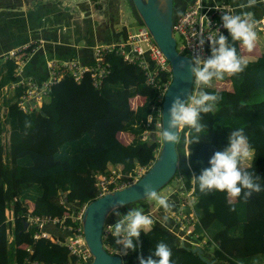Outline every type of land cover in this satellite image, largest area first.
I'll return each mask as SVG.
<instances>
[{"label":"trees","instance_id":"16d2710c","mask_svg":"<svg viewBox=\"0 0 264 264\" xmlns=\"http://www.w3.org/2000/svg\"><path fill=\"white\" fill-rule=\"evenodd\" d=\"M224 36L236 48L237 55L243 57L242 44L232 41L227 30ZM207 53L210 57V43ZM107 59L111 71L98 89L87 77L76 83L64 76L41 107L30 113H24L17 105L23 85L14 87L8 95L2 94L5 85L16 81L17 64L14 59L1 63L0 264H72L75 258L64 245L48 238L34 239L38 230L35 226L23 228L27 210L39 216L70 214L76 206L96 198L94 177L107 165H122L127 174L139 164L149 166L155 160L146 153L152 146H159L160 141L144 132L149 130L147 116L159 92L146 84L143 71L136 65L119 55ZM246 60L243 72L225 77L231 82V91L210 86L202 89L221 99L213 112L201 114L206 129L199 134L200 141L193 142L197 134L184 128L176 146L178 167L174 178L181 180L194 200L183 211L196 216L194 232L207 235L203 255L214 264L264 262V191L254 192L248 199L243 192L232 198L217 190L201 192L198 181L193 179L210 167L209 160L216 151L228 146L230 133L243 129L255 158L241 168L258 175L264 188V52ZM193 87L194 84L190 94ZM135 95L142 96L143 103L131 107L130 99ZM120 132L130 134L132 140L123 143L118 137ZM9 211L14 215L10 241ZM161 242L171 249L172 264H207L158 223L147 234L141 231L139 240H134L136 250H129L127 255L136 260L135 264H139L138 257L158 259L153 253ZM103 243L113 251H121L113 235Z\"/></svg>","mask_w":264,"mask_h":264},{"label":"built area","instance_id":"2783aa9c","mask_svg":"<svg viewBox=\"0 0 264 264\" xmlns=\"http://www.w3.org/2000/svg\"><path fill=\"white\" fill-rule=\"evenodd\" d=\"M215 5H219L222 11H230L235 14L230 7L205 3L204 0H193L180 14L175 16L173 19V35L176 33L181 39L178 49L181 53L184 51V54L190 58L194 55L208 58L207 45L210 43L209 40L215 39L219 32L223 35L225 34L222 20L217 18V15H222L223 12L217 9ZM255 21V30L264 32V16ZM201 41L204 43H201ZM40 45V41H31L5 54V59H14L18 65L15 70L17 79L10 84L9 88L13 89L18 85L25 87L17 103L20 110L24 113H30L41 107L42 103L49 98L52 87L64 76H70L76 83H81L87 77L91 85L98 89L111 71L110 62L107 59L108 56L119 55L125 62L139 67L143 71L146 84L159 92L152 106V111L147 116L149 130H146L144 134H152L155 140L160 141L158 136L161 130V103L165 90L171 81V67L143 23L136 30L131 28L121 39L94 44L92 47V60L89 63L75 57L65 59L50 58L46 61L47 75L45 78L36 80L29 77H21V75L17 74L21 66L19 58L31 56ZM10 89H6L5 92ZM137 97L140 98L139 102L134 101ZM142 103L143 97L140 95H135L130 99L131 107H137L142 105ZM5 112L6 109L3 107V115ZM6 135L5 138L7 137ZM149 166L139 164L132 173L126 174L122 170V165H107L102 173H98L94 177L96 197L135 182ZM179 182V196H177L176 204L173 205L175 209L171 211L172 218L167 216V219H164V227L174 233L180 243L190 248L199 246L203 249V247L208 245V238L205 234L201 235L194 232V225L197 222L196 216L193 213L187 215L183 211V207L190 206L194 200L191 196V191L184 190L180 179ZM86 204L76 206L70 214H65L62 217L39 216L32 214L31 209H28L24 219L28 223L27 228L29 226L38 228L33 234L34 239L40 237L48 238L54 243L64 245L70 255L75 258L72 264H87L91 261L92 254L86 244L82 230V216ZM163 211L165 210L163 209ZM8 213L7 222L11 221L12 224L14 215L11 211ZM149 215L153 218L152 214L149 213ZM47 224L58 226L64 233L63 238L53 236L45 231ZM110 225L115 224L106 222L104 225L103 240L112 235L109 229ZM105 248L109 253L122 254L121 251H113L108 246H105ZM29 264L41 263L30 261ZM260 264H264V262Z\"/></svg>","mask_w":264,"mask_h":264},{"label":"clouds","instance_id":"9594fccd","mask_svg":"<svg viewBox=\"0 0 264 264\" xmlns=\"http://www.w3.org/2000/svg\"><path fill=\"white\" fill-rule=\"evenodd\" d=\"M259 2L264 3V0ZM257 3L258 0H247V4H242L241 7L252 8ZM215 6L221 10L219 5ZM222 12L223 27L227 29L232 41H239L244 48L251 51L257 40L256 21L253 14ZM209 42L210 57L202 58L200 55H194L188 60L187 65L184 60L180 61L179 67L184 69L187 66L194 78L196 90L188 94L186 99H181L180 95L173 97L168 109L167 127L165 128L162 123L159 133L164 143L175 145L179 143L180 132L184 128L194 130L197 136L193 142H199V134L206 129V125L201 123V114L213 112L221 99L218 94H209L202 89L209 86L213 79L222 80L226 75L241 73L247 67V60L237 55L236 48L231 46L228 39L220 32ZM201 43L204 42L201 41ZM228 141L226 148L212 155L209 160L210 167L204 169L198 178L193 177L198 181L200 191L207 193L217 190L226 192L232 198L240 197L243 192L245 199L250 198L254 192L264 191L259 183L260 177L241 168L243 162L253 161L255 158V150L249 144L243 129L232 131ZM143 195L147 201L155 202L165 211L173 207L168 197L158 193L151 183L143 185ZM124 204L125 202L120 200L111 205L112 214L118 217V220L115 225H110L109 229L115 238V243L121 246L122 255H127L129 250H136L137 244L134 240H139L141 231L147 234L153 225V219L139 208L131 209L126 215H121L118 209L124 207ZM153 255L158 259H153L151 256L147 259L138 257L139 264H172V251L163 242L156 245ZM254 264L258 262L254 261Z\"/></svg>","mask_w":264,"mask_h":264},{"label":"crops","instance_id":"0c3cea01","mask_svg":"<svg viewBox=\"0 0 264 264\" xmlns=\"http://www.w3.org/2000/svg\"><path fill=\"white\" fill-rule=\"evenodd\" d=\"M192 1L189 0L188 4ZM204 2L230 7L235 14L251 12L255 20L264 16V3L259 0L252 8L241 7L242 4H247V0H204ZM221 16L218 14L217 18L221 19ZM131 28L122 14L120 0H0V66L8 51L31 41H40L41 45L31 56L19 58L21 66L17 74L23 78L41 80L47 75V59L75 57L89 63L92 60L94 44L121 39ZM256 32L257 40L251 51L241 46L242 55L246 59L254 58L264 52V39L259 40V34L264 38V32ZM258 50L260 52L255 53ZM225 77L222 80L213 79L212 86H209L231 91V82ZM9 86L5 85L1 89L2 94L8 95L12 91ZM6 89L10 90L5 92ZM139 99L137 97L134 101L139 102ZM118 137L126 144L132 140L131 135L125 132H120ZM248 163L249 161L243 162L241 167L247 166ZM159 209L156 213L149 210L146 214H152L153 225L158 223L165 226L164 218L160 215L163 208ZM159 216L162 219H159ZM7 223V239L10 241L13 226L11 221ZM170 225L168 226L171 227ZM45 231L53 236H64L63 231L52 224H47ZM135 263L136 260L129 256L128 264Z\"/></svg>","mask_w":264,"mask_h":264},{"label":"water","instance_id":"95a60500","mask_svg":"<svg viewBox=\"0 0 264 264\" xmlns=\"http://www.w3.org/2000/svg\"><path fill=\"white\" fill-rule=\"evenodd\" d=\"M134 8L145 27L150 32L154 42L158 45L171 67V81L165 90L161 103L160 120L167 127L168 109L173 97L180 95L186 99L190 94L194 78L188 71L179 67L180 61L186 65L190 57L181 53L176 46L173 35V0H131ZM155 139V137H153ZM177 144L164 143L160 138V147L157 157L148 169L135 182L99 197L86 204L82 216V230L87 246L92 254V259L87 264H122L119 254L109 253L103 243V228L108 215L112 212L111 205L123 200L124 206L138 201L146 200L143 195V185L151 183L159 191L169 183L178 167ZM27 222L23 220V228ZM181 246H185L181 243ZM207 264H214L203 255L199 246L190 248Z\"/></svg>","mask_w":264,"mask_h":264},{"label":"rangeland","instance_id":"374dc122","mask_svg":"<svg viewBox=\"0 0 264 264\" xmlns=\"http://www.w3.org/2000/svg\"><path fill=\"white\" fill-rule=\"evenodd\" d=\"M120 2H121V7H122V14H123L124 18L126 19L127 24H129V26H131L134 30H136L142 24V22H141L138 14H137L135 8H134V5H133L132 1L131 0H120ZM188 2H189V0H173V19L175 18L176 14H178L180 11H182L183 9L186 8ZM174 36H175L176 41H177V49H179V46L181 44V39L178 36V34H176V33L174 34ZM259 38H260L259 40L264 39L262 37V34H259ZM257 44H259V42H257ZM259 52H260V50L255 51V53H259ZM183 53H185V52L183 51ZM193 84H194V82H193ZM212 84H210V86H212ZM214 84H216V83H214ZM193 89H194V91L196 90L195 84H194ZM158 138H160V137H158ZM159 147H160V145L158 146V144L156 145V147L152 146L147 151L146 154L147 155L151 154L152 157L156 158L157 155H158V152H159ZM179 184H180L179 179H175L174 178L169 183H167V185H165L163 188H161L157 192L160 193V194L166 195L169 199L172 198L169 201L173 202V204H174V203H176L174 201L177 199V196H179V191H178ZM147 205H149V207H147ZM137 208L143 209L145 214H146V212H149V210L152 211L153 213H156V212H158L160 210L159 209L160 206H158L155 202L138 201V202H135V203L127 204L124 207L119 208L118 211L120 212L121 215H126L129 210L137 209ZM171 211H172V208L170 210H168V211L161 212L160 215L164 219L167 216L172 218ZM161 216H159V219H162ZM117 220H118V217L113 215L112 212L108 215V217L106 219L107 223H109V224L110 223H116ZM121 257H122V262H123L122 264H128L129 263V256L128 255H122L121 254Z\"/></svg>","mask_w":264,"mask_h":264}]
</instances>
